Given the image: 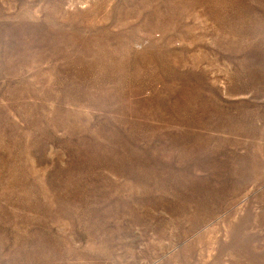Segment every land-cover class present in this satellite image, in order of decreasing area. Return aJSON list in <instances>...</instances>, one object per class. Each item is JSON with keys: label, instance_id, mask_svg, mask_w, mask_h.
Wrapping results in <instances>:
<instances>
[{"label": "rangeland", "instance_id": "rangeland-1", "mask_svg": "<svg viewBox=\"0 0 264 264\" xmlns=\"http://www.w3.org/2000/svg\"><path fill=\"white\" fill-rule=\"evenodd\" d=\"M0 264H264V0H0Z\"/></svg>", "mask_w": 264, "mask_h": 264}]
</instances>
